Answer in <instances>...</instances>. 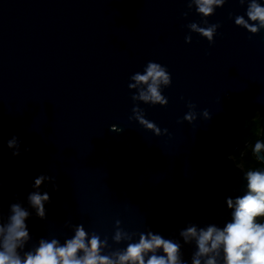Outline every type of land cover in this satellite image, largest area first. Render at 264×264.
I'll list each match as a JSON object with an SVG mask.
<instances>
[{
    "label": "water",
    "instance_id": "95a60500",
    "mask_svg": "<svg viewBox=\"0 0 264 264\" xmlns=\"http://www.w3.org/2000/svg\"><path fill=\"white\" fill-rule=\"evenodd\" d=\"M188 3L0 0V217L12 203L28 207L36 177H55L41 186L50 195L46 219L29 209L33 243L63 242L83 224L111 251L125 246L111 239L117 221L129 232L178 237L189 222L230 218L226 197L246 184L231 157L252 142L253 114L264 134V30L237 26L246 5L227 0L208 18L221 25L210 43L187 27L203 25ZM149 61L172 76L162 86L167 106L135 102L167 129L159 136L130 119V77ZM189 102L191 124L183 120ZM13 136L19 156L7 146ZM193 251L184 245L189 264Z\"/></svg>",
    "mask_w": 264,
    "mask_h": 264
},
{
    "label": "clouds",
    "instance_id": "9594fccd",
    "mask_svg": "<svg viewBox=\"0 0 264 264\" xmlns=\"http://www.w3.org/2000/svg\"><path fill=\"white\" fill-rule=\"evenodd\" d=\"M226 2L189 0L188 7L194 6L203 25L193 22L187 27L214 43L221 25L209 23L208 18ZM239 3L241 6L246 5V11L244 15L235 16L234 23L252 34L264 30V0H239ZM184 15L187 16V13ZM185 39L191 43L190 34ZM130 81L129 89L137 90L132 95L135 107L130 119L138 121L157 136L166 134L167 129L162 130L156 123L149 121L145 111L135 102L167 106L168 99L162 94L163 87L172 84L167 67L149 61L141 72L130 77ZM188 108L190 111L183 120L191 124L197 119L196 105L189 102ZM202 115L206 120L211 119L207 109ZM7 146L13 150L14 156L21 154L18 137L13 136L8 140ZM246 148L250 149L252 160L247 167L245 163H236L243 172L246 184L240 194L226 197L230 218L222 225L208 223L201 226L189 222L179 230L178 237H166L151 228L138 233L129 232L121 226V221H117L111 239L125 246L111 251H106L109 248L107 238H102L95 231H88L83 224L72 225V235L66 236L63 242L55 235L32 242L27 224L32 215L29 209L34 210L40 219H46L45 205L50 202V195L46 191L42 192L41 186L45 182L55 184V177L41 174L35 178L32 186L34 190L28 194V207L22 202L12 203L7 217H0V264H189V259H185L183 254L185 244L194 246L191 264H264V134ZM241 155L243 157L247 153Z\"/></svg>",
    "mask_w": 264,
    "mask_h": 264
},
{
    "label": "rangeland",
    "instance_id": "374dc122",
    "mask_svg": "<svg viewBox=\"0 0 264 264\" xmlns=\"http://www.w3.org/2000/svg\"><path fill=\"white\" fill-rule=\"evenodd\" d=\"M247 122L250 124V122H252V123H254V124H256V127L258 128V130H257V132L255 133V135H252L253 136V140H252V142L254 143V141H255V139L258 137V136H260V125H259V117H258V115L257 114H253L248 120H247ZM252 133V132H251ZM241 151H240V153H239V158H240V161H239V163H245V166L247 167V164H248V161H247V156H248V154H249V152H250V149H247L246 147L245 148H243V149H240ZM237 152V151H236ZM236 152L232 155V158L236 161L237 160V155H236ZM247 153V155L246 156H243L242 157V153ZM238 163V164H239Z\"/></svg>",
    "mask_w": 264,
    "mask_h": 264
},
{
    "label": "trees",
    "instance_id": "16d2710c",
    "mask_svg": "<svg viewBox=\"0 0 264 264\" xmlns=\"http://www.w3.org/2000/svg\"><path fill=\"white\" fill-rule=\"evenodd\" d=\"M249 125H250V131L252 132L251 134H252V135H255V133H256L257 130H258V128L256 127V124L250 122ZM240 151H241V150H238V151L236 152V155H237L236 163H239V161H240V158H239V153H240ZM246 159H247L248 162L252 160L251 152H249V154H248V156H247Z\"/></svg>",
    "mask_w": 264,
    "mask_h": 264
}]
</instances>
